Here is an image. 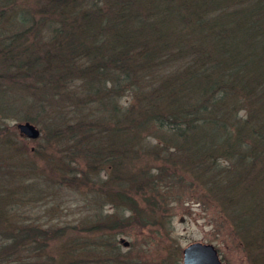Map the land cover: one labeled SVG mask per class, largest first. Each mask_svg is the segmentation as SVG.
<instances>
[{
  "label": "trees",
  "instance_id": "16d2710c",
  "mask_svg": "<svg viewBox=\"0 0 264 264\" xmlns=\"http://www.w3.org/2000/svg\"><path fill=\"white\" fill-rule=\"evenodd\" d=\"M13 113L61 145V186L86 162L81 223L22 210L42 197ZM0 134V264H137L115 239L170 224L162 181L214 196L264 264V0H0Z\"/></svg>",
  "mask_w": 264,
  "mask_h": 264
},
{
  "label": "rangeland",
  "instance_id": "374dc122",
  "mask_svg": "<svg viewBox=\"0 0 264 264\" xmlns=\"http://www.w3.org/2000/svg\"><path fill=\"white\" fill-rule=\"evenodd\" d=\"M53 112L55 111H51V113ZM13 114L5 116L4 123H2V127H4L2 134L6 136L14 134L11 137L16 139V149L26 155L28 159H33L37 166V172H34L32 177L34 179L32 182L37 186L35 197H42L39 202L34 204L29 202V205L22 210L26 209V212L31 213L30 216L38 219L40 225H61L76 223L78 220L81 223L94 212L92 202L87 199L92 194L89 192V184L79 177L85 170L82 165H85L86 162L83 159H78V163L73 166V173H76V177H73L70 185L61 186V182H59L61 175L52 169V161H57L61 145L57 143L56 139L50 144L47 143L50 139L49 133L44 135L40 141H31L27 138V140H20L16 124L29 122L39 130H42V127L37 121L21 119L19 118L21 115ZM49 132L51 133V130ZM149 139L153 140L151 137ZM33 150H37V153L30 156L28 152ZM67 158L68 156H65L64 160ZM90 176L91 179H94L93 173ZM155 178L156 176H151L149 180ZM82 182L86 186H83ZM168 184L162 181V186L158 185L160 188L157 191L158 195L165 198L163 199L165 202L160 200V205L168 209L170 224L166 214L161 216V212H158L159 215L152 216V218L159 221L160 225L157 223V226L153 227L149 225L143 228L136 227L125 230L124 234H118L115 241L121 245L120 252L123 256L125 255L137 264H182V249L193 242L212 244L223 264H254L257 261L256 258L259 259V256H262L260 249L250 245V238L244 237V240L240 238L238 234L242 231L239 226L233 222L229 211L222 208L214 196L209 195L200 199L204 196L201 194L202 190L196 191L195 186L186 181H179L178 184L173 183L169 186ZM166 189L167 193L164 195ZM205 192L207 191L205 190ZM178 198L179 200H177ZM137 199L151 203L153 198L150 195H141ZM140 209L146 210L144 206ZM105 210L110 211V206H102L103 213ZM80 223L76 227L77 229H70L67 232L85 234L82 230L84 227ZM121 238L127 242V246H123L120 242ZM60 242L61 240L53 238L48 242L47 248H59ZM58 251L53 252L55 257L58 256Z\"/></svg>",
  "mask_w": 264,
  "mask_h": 264
},
{
  "label": "water",
  "instance_id": "95a60500",
  "mask_svg": "<svg viewBox=\"0 0 264 264\" xmlns=\"http://www.w3.org/2000/svg\"><path fill=\"white\" fill-rule=\"evenodd\" d=\"M16 129L21 137L37 139L39 129L29 122L16 124ZM123 246H127L124 239H120ZM182 264H223L217 250L212 244L193 242L182 249Z\"/></svg>",
  "mask_w": 264,
  "mask_h": 264
}]
</instances>
